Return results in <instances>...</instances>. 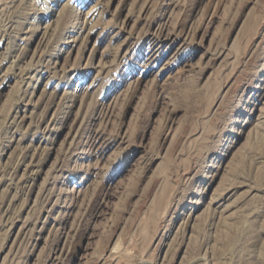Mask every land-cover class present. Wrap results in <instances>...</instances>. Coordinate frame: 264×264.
<instances>
[{
  "label": "rangeland",
  "instance_id": "rangeland-1",
  "mask_svg": "<svg viewBox=\"0 0 264 264\" xmlns=\"http://www.w3.org/2000/svg\"><path fill=\"white\" fill-rule=\"evenodd\" d=\"M0 264H264V0H0Z\"/></svg>",
  "mask_w": 264,
  "mask_h": 264
}]
</instances>
